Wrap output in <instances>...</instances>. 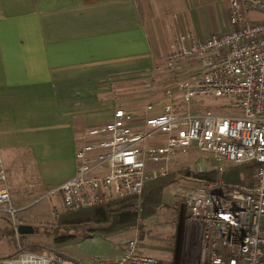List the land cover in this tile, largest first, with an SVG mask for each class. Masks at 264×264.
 <instances>
[{
	"label": "built area",
	"instance_id": "built-area-1",
	"mask_svg": "<svg viewBox=\"0 0 264 264\" xmlns=\"http://www.w3.org/2000/svg\"><path fill=\"white\" fill-rule=\"evenodd\" d=\"M220 1L226 31L203 39L187 31L169 44L163 68L173 80L162 89L160 112L150 114L151 102L140 114L118 108L110 121L79 133L74 174L47 194H58L69 212L139 196L146 182L169 174L179 154L204 150L221 163L217 177L170 194L183 202L185 221L200 229L197 264H264V0ZM181 61H195V70L179 74ZM210 100L225 101L232 114L206 109ZM222 163L257 164L250 185L225 183ZM0 210H21L11 205L1 153ZM1 263L168 264L142 253L136 237L123 242L120 255L89 263L23 250Z\"/></svg>",
	"mask_w": 264,
	"mask_h": 264
},
{
	"label": "crops",
	"instance_id": "crops-1",
	"mask_svg": "<svg viewBox=\"0 0 264 264\" xmlns=\"http://www.w3.org/2000/svg\"><path fill=\"white\" fill-rule=\"evenodd\" d=\"M228 27L220 0H0V153L11 200L30 204L71 177L79 133L118 108L140 114L151 101L131 110L116 88L150 73L171 42ZM151 103L158 114L160 99ZM176 201L163 191L152 217L169 222L175 209L183 216ZM184 226L182 262L195 263L200 229ZM120 232L82 242L101 236L103 244ZM124 241L103 257L120 255Z\"/></svg>",
	"mask_w": 264,
	"mask_h": 264
},
{
	"label": "rangeland",
	"instance_id": "rangeland-1",
	"mask_svg": "<svg viewBox=\"0 0 264 264\" xmlns=\"http://www.w3.org/2000/svg\"><path fill=\"white\" fill-rule=\"evenodd\" d=\"M195 64V61H181L176 70L179 74L192 71V69L194 71ZM154 65L152 71L145 77L133 78L126 84H121V87L117 86V97L121 101H125L123 106L131 110L140 109L149 101L153 102L161 99L162 89L171 84L173 75L163 68L164 57H156ZM157 66L160 67L159 70H155ZM225 106L227 104L222 100L205 102L206 109L219 115H231L232 112ZM176 159L168 165V173H177L178 175L179 171L184 172L186 170L187 172L186 174L177 176V179L166 186L163 191L167 192L168 195L175 193L178 197L183 192L198 187L201 180L205 181V179L199 177L200 174H211L210 176H213L215 179L217 177L215 168L221 164L214 155L200 149H191L187 153L179 154ZM3 164L5 168L4 160ZM222 165L227 173L231 172L235 167L231 163H222ZM239 178L243 179L241 176ZM222 179L224 181V176ZM248 179H250L251 183L252 175ZM178 197L176 198L179 201L176 202H182ZM23 203L25 205L20 207L17 205V202H11L12 207L21 209L13 215L0 210V264L5 259L14 258L20 250L33 253L55 251L62 253L67 258L89 263L94 257L111 255L109 244L113 248H118L121 235L124 236V240L136 237L142 253L152 254L151 256L162 262L168 264H197V260L195 263L182 262L186 255H184L183 247L180 245L183 243L181 228L184 229V225L188 223L185 221L184 215H177L179 214L178 209L173 210L174 218L171 216L172 218H170L169 222H165L169 217L162 218V220L159 216H157V219H154L152 216L144 219L139 218L133 226L121 230L123 232L111 235L108 242L105 241V243L101 244V236L94 237L86 242H82L83 239H80L79 236V239L56 242L54 236H45L44 233H41L44 227L46 229L50 225L59 222L61 216L67 212L62 209V202L56 193L51 195L46 193L44 197L30 204H28L29 202ZM56 207H59L61 210L57 216L52 214ZM179 209H181L180 206ZM20 225L30 226L33 232L31 234H20L18 230V226ZM78 234L79 232L75 231V236Z\"/></svg>",
	"mask_w": 264,
	"mask_h": 264
},
{
	"label": "trees",
	"instance_id": "trees-1",
	"mask_svg": "<svg viewBox=\"0 0 264 264\" xmlns=\"http://www.w3.org/2000/svg\"><path fill=\"white\" fill-rule=\"evenodd\" d=\"M257 167L255 163L235 165L231 172L224 173V181L233 185H250L252 172ZM184 172L170 173L167 176L148 181L144 184L139 196H128L124 199L75 212L67 211L60 221L50 225L43 232L45 236H54L56 242H66L75 239L90 238L93 234L105 235L128 229L139 217L144 219L155 214L162 202V191L177 176ZM211 175V174H210ZM200 174L199 177L213 181L214 177ZM243 177L240 179L239 177ZM75 231L79 234L75 236ZM79 236V238H78ZM77 237V238H76Z\"/></svg>",
	"mask_w": 264,
	"mask_h": 264
},
{
	"label": "water",
	"instance_id": "water-1",
	"mask_svg": "<svg viewBox=\"0 0 264 264\" xmlns=\"http://www.w3.org/2000/svg\"><path fill=\"white\" fill-rule=\"evenodd\" d=\"M19 233H28L31 234L33 232V229L30 226H18Z\"/></svg>",
	"mask_w": 264,
	"mask_h": 264
}]
</instances>
